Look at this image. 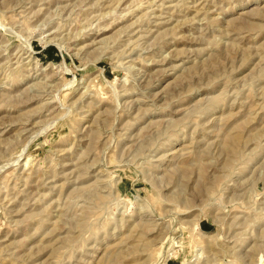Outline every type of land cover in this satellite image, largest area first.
<instances>
[{
    "label": "rangeland",
    "instance_id": "1",
    "mask_svg": "<svg viewBox=\"0 0 264 264\" xmlns=\"http://www.w3.org/2000/svg\"><path fill=\"white\" fill-rule=\"evenodd\" d=\"M0 264H264V0H0Z\"/></svg>",
    "mask_w": 264,
    "mask_h": 264
},
{
    "label": "bare ground",
    "instance_id": "2",
    "mask_svg": "<svg viewBox=\"0 0 264 264\" xmlns=\"http://www.w3.org/2000/svg\"><path fill=\"white\" fill-rule=\"evenodd\" d=\"M169 244V243H168Z\"/></svg>",
    "mask_w": 264,
    "mask_h": 264
}]
</instances>
